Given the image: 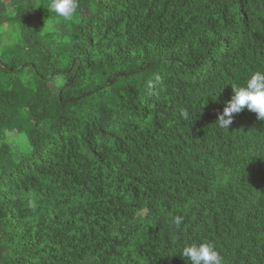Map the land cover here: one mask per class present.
I'll return each instance as SVG.
<instances>
[{
	"label": "trees",
	"instance_id": "1",
	"mask_svg": "<svg viewBox=\"0 0 264 264\" xmlns=\"http://www.w3.org/2000/svg\"><path fill=\"white\" fill-rule=\"evenodd\" d=\"M49 3L0 0V264H264V0Z\"/></svg>",
	"mask_w": 264,
	"mask_h": 264
},
{
	"label": "clouds",
	"instance_id": "2",
	"mask_svg": "<svg viewBox=\"0 0 264 264\" xmlns=\"http://www.w3.org/2000/svg\"><path fill=\"white\" fill-rule=\"evenodd\" d=\"M51 12L66 21L73 19L79 8V0H50L48 5ZM7 42V41H6ZM234 94L228 101L217 123L220 127L229 128L235 114L248 109L257 114L259 120H264V72L257 71L250 75L243 86L234 85ZM180 115L189 119L187 109H180ZM183 222L182 216H175L172 223L179 229ZM183 257L188 264H223V257L212 243L204 242L199 245L185 246Z\"/></svg>",
	"mask_w": 264,
	"mask_h": 264
}]
</instances>
